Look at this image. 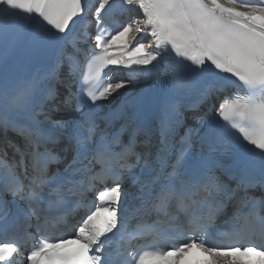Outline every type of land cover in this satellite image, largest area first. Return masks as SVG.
<instances>
[{"label": "snow or ice", "instance_id": "obj_1", "mask_svg": "<svg viewBox=\"0 0 264 264\" xmlns=\"http://www.w3.org/2000/svg\"><path fill=\"white\" fill-rule=\"evenodd\" d=\"M116 4L98 0L93 11L87 0H0V75L21 51L31 58L59 53L71 64L80 51L67 52L70 36L75 48L73 25L91 13L98 29L79 93L68 89L58 118L29 107L39 80L0 107V227L18 231L21 218L35 217L42 233L74 197L87 200L89 176L99 165L111 183L95 192L68 238L43 237L26 264H111L109 234L125 229L133 213L181 239L167 250L129 253L123 264H182L193 248L205 258L192 264H264V0H121V14L139 19L129 15L108 35L105 17ZM141 34L150 37L147 43L139 42ZM172 54L157 92L111 105L133 82L113 83L107 74L102 80V70L155 69ZM84 55L87 60V49ZM193 91L199 103L213 104L217 118L199 141L193 129L176 139L184 126L180 101ZM154 128L155 155L149 150ZM9 131L23 138L22 148ZM233 202L246 213L237 210L219 223ZM20 251L14 239L0 240V264H14Z\"/></svg>", "mask_w": 264, "mask_h": 264}, {"label": "bare ground", "instance_id": "obj_2", "mask_svg": "<svg viewBox=\"0 0 264 264\" xmlns=\"http://www.w3.org/2000/svg\"><path fill=\"white\" fill-rule=\"evenodd\" d=\"M119 4H120V1H117L116 5H119ZM144 38L145 37H143V39ZM147 39H150V37H147ZM71 40H72V36L69 37V42H71ZM113 50L115 51V49ZM48 60L53 61V63L56 64L58 61H60L59 53L49 55ZM169 61H170V56H166L165 59L160 63L158 68L153 69L151 68V66H149L148 69H142V68L136 67L137 75L139 76L137 77L139 82L137 84H134V86L136 85V88H132L126 91L120 100L115 99L116 101L115 100L111 101V105L116 106L117 104H119L125 99L132 100V98L134 97L139 96L142 98L143 96H145L148 90H150L156 85V79H157L158 74L163 70L164 66L168 64ZM131 84H128V85L131 86Z\"/></svg>", "mask_w": 264, "mask_h": 264}, {"label": "rangeland", "instance_id": "obj_3", "mask_svg": "<svg viewBox=\"0 0 264 264\" xmlns=\"http://www.w3.org/2000/svg\"><path fill=\"white\" fill-rule=\"evenodd\" d=\"M98 1V0H97ZM117 1H121V0H117ZM132 18L133 19H139V16H136L134 13H133V15H132ZM143 37H145V35L144 34H141V37H140V40H139V42H141V43H147L148 42V39H147V37H145L144 39H143ZM122 79V78H121ZM119 80V79H118ZM132 88H136V85L134 86V84L133 85H131V86H129V85H127L126 86V90L125 89H122L121 90V94L119 95V96H117V97H115V98H113L111 101H114L115 99L116 100H120L122 97H123V94L126 92V91H128L129 89H132ZM115 100V101H116Z\"/></svg>", "mask_w": 264, "mask_h": 264}]
</instances>
